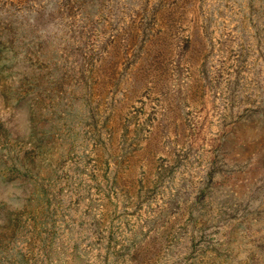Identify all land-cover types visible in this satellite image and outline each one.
Returning a JSON list of instances; mask_svg holds the SVG:
<instances>
[{
    "label": "rangeland",
    "instance_id": "1",
    "mask_svg": "<svg viewBox=\"0 0 264 264\" xmlns=\"http://www.w3.org/2000/svg\"><path fill=\"white\" fill-rule=\"evenodd\" d=\"M0 264H264V0H0Z\"/></svg>",
    "mask_w": 264,
    "mask_h": 264
}]
</instances>
